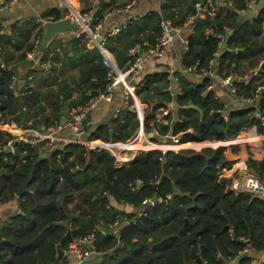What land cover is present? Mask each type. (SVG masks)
<instances>
[{
  "label": "trees",
  "instance_id": "trees-1",
  "mask_svg": "<svg viewBox=\"0 0 264 264\" xmlns=\"http://www.w3.org/2000/svg\"><path fill=\"white\" fill-rule=\"evenodd\" d=\"M84 1L82 10H88L89 0ZM115 1L110 0L108 5H115ZM194 1L161 0L159 10H150L126 23L106 36L103 45L122 65L132 60L128 48L134 42L139 41L142 48L155 42L161 15L180 24L188 13L195 12ZM230 1L231 5L217 4L213 14L206 13L194 20L180 61L183 68L195 64L196 71L200 72L213 68V59L220 78L229 74L243 77L248 69L255 68L247 80L232 82L236 95H249L258 84H264V3L255 16L245 18L236 27L239 11L247 6L245 0ZM101 7L103 11L106 5ZM42 14L51 16L52 20L62 16L58 7L48 8ZM100 20L101 17H94L92 24ZM229 29L233 31L229 33ZM42 30L40 27V33ZM22 34L29 35L27 31ZM12 38L0 34V43H12ZM87 40L82 31L69 39L71 55L54 51L50 56L52 61L61 60V73L65 68L78 69L72 78L79 91L77 98L71 100L73 107L88 101L91 90L105 91L112 78H107L111 69L103 62L100 50L87 47ZM32 45V41L28 42L27 50ZM2 50L3 45L0 53ZM51 50L49 42L41 50V60L47 59ZM51 69L43 75L44 83L49 86L46 90L42 92L27 85L17 95L11 85L13 70L0 65V119L26 126V122L22 123V116L28 117L22 109L24 105L38 108L33 124L58 123L60 102L71 94L70 84L57 77L55 65ZM176 74L180 89L174 94L169 89L167 71L146 73L138 81L134 91L147 104L143 122L147 132L154 127L156 137H177L178 142L230 139L251 125L263 132L252 107L225 109L210 87L212 78L203 76L195 81L179 72ZM53 83H57L56 88L52 87ZM42 100L54 108V119L44 113ZM172 100L176 108L163 115L165 121L157 120L156 113L168 108ZM259 103L264 114V91ZM222 109L226 117L221 114ZM138 123L134 111L120 108L108 124L87 127L85 139L125 141ZM9 137L0 131V146ZM139 146L138 141L130 147ZM39 147L38 152L35 145L16 143L14 153L7 150L0 154V202L16 198L19 208L18 213L9 216L0 226V264H64L65 257L57 254L56 244L68 228L70 236L60 244L63 249L73 237L95 228L97 260L94 264H225L235 257V264H256L240 252L246 246L264 250V198L226 186L229 180L220 176V166L230 163L224 154L225 145L141 149L130 162L120 165H116L114 155L108 150L80 142L55 143L49 151L43 150L40 144ZM41 152L45 154L39 156ZM35 160L38 161L28 182L29 190L16 196V188ZM246 161L264 180V157L256 159L249 155ZM136 178L141 183L135 186ZM109 197L130 203L135 210H118L109 203ZM144 198L153 200V204L143 205ZM139 210L141 215H137ZM117 218L123 222L117 235L101 229Z\"/></svg>",
  "mask_w": 264,
  "mask_h": 264
},
{
  "label": "crops",
  "instance_id": "crops-1",
  "mask_svg": "<svg viewBox=\"0 0 264 264\" xmlns=\"http://www.w3.org/2000/svg\"><path fill=\"white\" fill-rule=\"evenodd\" d=\"M3 1V0H0ZM132 0H116L115 5L110 3V0H105L102 4L103 6L106 5L105 9L102 11V16H92V18L88 19L87 13L92 12L98 5V0H89L90 7L88 10H82V7L85 5L86 1L84 0H20L19 2L11 5L6 6L3 5L0 8V34L2 35H11L12 43L3 42L0 43V48L3 45L4 50L0 53V65L2 67L10 68L13 70V78L11 85L15 90V93L18 95L22 93L23 89L27 85H32L37 89H40L42 92L46 90L49 86L48 84L44 83L43 75L44 73L51 72L52 69L49 71H44L42 69V64L46 61L51 62V68L55 65V74L60 79H63L67 83H69V91L70 95L65 97L64 100L60 102V118L58 122H65L70 117V109L73 107L71 105V100L77 98L78 96V86L73 82L75 75L78 74L77 67H70L65 68L63 73H61V60L55 61L51 60L50 56L54 51H58L61 53H68V55L72 54L70 50V42L69 39L73 36V31L77 27H81L82 31L85 32L88 40L86 42L87 47H97L101 54H102V47H104V40H100L98 37L100 34L106 35L109 29L115 25L121 24L123 22H130L136 19L139 15L144 14L150 10H159V6L161 0H134L131 6H127V4ZM88 2V1H87ZM123 2L124 4L119 5L118 3ZM228 4L231 5L230 0H216L217 4ZM264 3V0H254V3L251 7L246 8L245 10L239 11L240 17H244V19H250L251 17L255 16L260 6ZM51 7H58L62 13L61 17L68 16L71 17L74 25L69 29L61 32H57L50 40L51 42V52L48 55V58L45 60H41V49H35L32 56H29L30 50L26 48L27 43L32 41L33 38L36 36L37 33H40V27L43 29V22L47 19H51V16H44L42 13ZM104 10H106L104 12ZM94 17H101L102 25L99 29V32L96 36L91 33L89 23L92 22ZM98 22V21H97ZM125 23V25H126ZM264 24V23H263ZM124 27V26H123ZM27 28V30H25ZM23 31H27L29 33L28 37L23 35ZM43 31V30H42ZM190 28H182L175 36L173 43L170 45L167 50L162 53L161 55L157 56H148L144 49L138 51V54L135 52L132 53V50L137 46H141L139 41L134 42L128 48V54L132 57V60L128 59L119 65L112 54L113 57V65H112V72L118 78L126 72L137 56L141 57V60L138 65V72L135 76L131 79L138 84V81L142 79L143 75L153 71H167L168 79H169V89L174 94L176 92V88L178 87V77L176 72H179L182 76L191 78L195 81H200L203 77L199 72L194 71H186L183 66L181 65V54L186 46V40ZM48 42V43H49ZM47 43V44H48ZM223 45V44H222ZM33 46V45H32ZM47 46V45H46ZM106 49V47H104ZM107 50V49H106ZM109 51V50H108ZM24 54V57L21 58L20 56ZM103 60V54H102ZM104 62V60H103ZM254 69H248L247 72L243 77V80H247L254 72ZM73 78V79H72ZM131 80V82H132ZM54 88L57 87V83L52 84ZM216 96L224 103L225 109H230L233 107H241L243 104H240L233 100L229 93V85L222 83V78H220L217 73L215 72L212 76V83L210 86ZM91 92V91H90ZM97 92L96 95H98ZM90 95V94H89ZM95 95V96H96ZM62 96V95H61ZM90 97H92L90 95ZM132 102L137 106L138 113L136 116L138 118V126L135 129L134 133L125 141H110V140H102L100 138H95L91 140H87L85 145L89 147H100L108 150L110 153H114L116 151H120L122 157L130 158V160L135 156V154L140 149H147L152 148L155 145H150L153 143H187V146H172V147H154L160 149H179V148H195L199 149L204 146H216L219 144L225 145L224 154L230 163L228 165L220 166V176L224 177L227 180H230L234 174L235 169L240 161L247 159L249 155L253 158L261 159L264 157V135L261 132L256 131L255 134L247 135L245 132L240 131L239 136L234 138L225 139V140H204V141H187V142H178L177 137L169 138V136H163L161 141H157L158 139L156 136H151L150 131L146 132L144 129V112L147 107V104L140 100V98L135 94L133 91L131 95ZM42 104L45 105L44 113L49 115L51 119L55 118L54 108L51 107L49 104L45 103L42 100ZM120 108H125V101H124V87L123 83L119 82V85H115L112 89V95L109 100H100L95 107L91 109L87 116V127L88 129H93L99 124H108L113 116L116 115L117 111ZM168 108L175 109L176 104L172 100L168 103ZM22 109L27 112L28 117L22 118L26 120H22L26 122L27 125L24 126L20 124H12L8 121H3L0 119V131L4 133H8L9 135L16 134L20 130L29 128L32 132L40 131L45 127L43 123H35V112L38 109L37 106H30L26 108L24 105ZM66 111V112H63ZM163 111L160 113H156V117L158 120H164ZM1 115V113H0ZM173 117L174 112H173ZM88 133V132H86ZM56 136L59 137V140L56 142V145L60 144L61 142H69L75 141V136L71 131L69 126H65L60 130L56 131ZM86 135L83 136L85 138ZM240 137H242L240 139ZM152 138V139H151ZM164 138V139H163ZM167 138V139H165ZM139 141L140 146L137 148H129V147H122L123 144L128 142L137 143ZM207 143H215L214 145ZM5 144H2L0 147L3 148ZM36 149L38 152L41 151L39 147V143L36 142L35 144ZM150 145V146H149ZM194 146V147H191ZM39 147V148H38ZM3 150V149H1ZM0 150V151H1ZM119 153V154H120ZM3 154V153H2ZM116 165H120L116 161ZM109 203L114 206L118 210H122L125 212H130L135 210L131 204L117 201L112 197H109ZM147 205V204H143ZM19 208L17 206L16 198H12L10 200L0 202V226L8 220L9 216L12 214L18 213ZM103 227V226H102ZM101 227V229H102ZM63 249V248H62ZM64 250V249H63ZM243 255L249 256L254 263H260L264 261V250H257L253 247L246 246L242 252ZM97 253H91L86 259L78 260L74 254H68L63 252L60 256L65 257L64 264H78L83 262H89L90 264H94L97 260ZM237 257L228 260L225 264H235Z\"/></svg>",
  "mask_w": 264,
  "mask_h": 264
},
{
  "label": "built area",
  "instance_id": "built-area-1",
  "mask_svg": "<svg viewBox=\"0 0 264 264\" xmlns=\"http://www.w3.org/2000/svg\"><path fill=\"white\" fill-rule=\"evenodd\" d=\"M20 0H3L0 1V8L3 5L11 6ZM134 0L130 1L127 6H131ZM246 6L251 7L254 3V0H245ZM193 13H188L184 19V21L180 24H175L169 17L160 16L159 19V26L160 31L157 35L155 42L148 45L146 48H143L145 53L148 56H157L164 53L167 48L170 47V45L173 43L174 38L176 34L182 29V28H190L196 19V16H204L206 13L213 14L216 9V0H195L193 2ZM88 19L92 18L93 14L92 12H88L87 14ZM126 22H123L121 24L115 25L109 29L106 35L100 34L101 39L104 40L106 36L111 35L115 33L117 30H119L120 27L125 26ZM102 25L101 21L95 22L92 24L90 21V31L95 36L99 32V29ZM42 32L36 35L33 38V49L30 51L29 56H32L35 49L39 48L41 45V39H42ZM80 32H82V28L77 27L74 31V35H79ZM138 54V51L142 50V46H137L132 50V53L135 52ZM102 54H103V60L104 63L112 68L113 65V57L112 53L108 50H106L104 47H102ZM215 55H218V52H215ZM141 60V57L137 56L129 66L128 70L123 73L121 77H116L115 75L112 76V70L107 73V78H111L110 83L106 87L105 91L98 93L96 96H92L86 101L85 103H82L80 105L71 107L70 109V117L65 122H58L55 124H50L40 131L32 132L31 129L25 128L20 130L16 134L10 135L7 142L5 143L3 148H0L5 151L9 150L10 152H15V144L20 143L21 145L29 144L34 145L36 142H38L43 150H50L53 148L55 143L59 140V137L56 136V131L62 129L65 126H69L71 131L73 132L75 136V141L80 143H87V140L83 138V136L87 132V116L91 109L96 106V104L100 100H109L112 95V89L114 87V84L118 82L123 83L124 87V101H125V107L128 108L131 111H134L135 113H138V108L133 102H129V98L131 97L133 91L136 88V82L132 83L131 78L135 76L138 72V65ZM212 66H214L211 69H202L199 73L202 76H208L212 78L213 74L216 72V61L211 60ZM42 69L44 71H49L51 69V62L46 61L42 64ZM186 71H194L196 72V65L193 64L191 66L184 68ZM255 71V70H254ZM253 71V72H254ZM233 80H241L240 76H235V74H229L226 77L222 78L223 84L229 85V93L234 101L243 104L244 106H250L253 108L252 114L257 117L260 120V124L263 128V132H261L264 135V114L261 112L260 103H259V97L261 92L264 91V84L260 83L258 84L253 92L249 95H236L235 94V87L232 84ZM212 83V82H211ZM211 86V84H210ZM179 85L176 88V92L179 91ZM163 113H166L169 111V108L162 109ZM221 114L226 117V112L224 109L220 110ZM157 118V117H156ZM158 120V119H157ZM152 124V122H151ZM247 135L249 134H255L257 131L256 125H251L243 130ZM151 136L157 135V131L154 127L150 130ZM240 132L237 136H239ZM163 137V136H162ZM242 137H240L241 139ZM120 151H116L112 153L115 157V160L119 164H124L130 162V158L122 157L120 154ZM247 159H244L240 161L237 165V168L234 171V174L232 178L226 182V186L229 189H232L237 192H247L252 195L259 196L261 198H264V180L260 179L247 165ZM141 183V179L136 178L134 179V185H139ZM127 203V202H125ZM143 204H153V200L149 198H144L142 200ZM130 204V203H128ZM132 205V204H131ZM137 215H141V210L137 212ZM120 219H115L108 228L112 231L113 235H117L119 232L120 227ZM104 227V226H103ZM95 238H96V231L95 228L91 231L77 236L73 237L66 247L64 248V252L68 254H74L78 260H84L86 259L91 253L95 252ZM258 264V263H256Z\"/></svg>",
  "mask_w": 264,
  "mask_h": 264
},
{
  "label": "water",
  "instance_id": "water-1",
  "mask_svg": "<svg viewBox=\"0 0 264 264\" xmlns=\"http://www.w3.org/2000/svg\"><path fill=\"white\" fill-rule=\"evenodd\" d=\"M105 2V0H98V5L97 7L94 9L93 11V15L94 16H102V11H101V6L102 4ZM200 17L196 16V19L198 20ZM244 20V17H240L238 20V23L236 24V27L239 25V22ZM74 25V22L72 21L71 17L68 16H64V17H60L58 19L52 20V19H47L43 22V32H42V39H41V45H40V49L44 50L46 48L47 43L49 42V40L57 33V32H61V31H65V30H69L72 26ZM233 31V29H229L228 32L231 33ZM99 39H101V37H98ZM226 41L223 40L222 44L225 45ZM241 80H243L241 78ZM132 83H134V81L132 80ZM115 85H119V82L117 81L115 83ZM97 94L96 90H91L90 95L91 96H95ZM66 112V111H63ZM4 153V150L0 151V154ZM45 154V152H41L39 154V156H43ZM38 160H35L28 172L26 177L21 181V183L18 185V187L16 188L15 191V195L18 196L21 193L28 191V182L30 181L31 177H32V173L35 167V164ZM102 230L107 233V234H113L112 231L104 226L102 227ZM70 236V229L68 228L66 230V232L62 235L59 243L56 244V251L57 254H63L64 250L60 247V244L67 238Z\"/></svg>",
  "mask_w": 264,
  "mask_h": 264
},
{
  "label": "rangeland",
  "instance_id": "rangeland-1",
  "mask_svg": "<svg viewBox=\"0 0 264 264\" xmlns=\"http://www.w3.org/2000/svg\"><path fill=\"white\" fill-rule=\"evenodd\" d=\"M145 131H146V130H145ZM146 132H147V131H146ZM156 138L158 139L157 141H161V139H162L161 136H157ZM151 139H152V138H151ZM163 139H164V138H163ZM165 139H167V138H165ZM165 143H169V142H165ZM209 144L214 145L215 143H214V144H213V143H207L206 145H209ZM191 147H194V146H191ZM198 147H199V146H196V145H195V148H198ZM152 148H154V147H152ZM140 150H141V149H140ZM45 151H49V150H45ZM122 223H123V222L121 221L120 224H122ZM78 264H90V263L86 261V262L78 263Z\"/></svg>",
  "mask_w": 264,
  "mask_h": 264
},
{
  "label": "bare ground",
  "instance_id": "bare-ground-1",
  "mask_svg": "<svg viewBox=\"0 0 264 264\" xmlns=\"http://www.w3.org/2000/svg\"><path fill=\"white\" fill-rule=\"evenodd\" d=\"M252 135V134H251ZM132 142H128L125 147H130ZM166 144V146H169V143H163Z\"/></svg>",
  "mask_w": 264,
  "mask_h": 264
}]
</instances>
